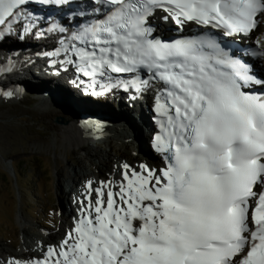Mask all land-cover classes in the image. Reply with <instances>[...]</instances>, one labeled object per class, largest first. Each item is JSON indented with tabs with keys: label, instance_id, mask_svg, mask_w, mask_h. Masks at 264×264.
I'll return each mask as SVG.
<instances>
[{
	"label": "snow or ice",
	"instance_id": "1",
	"mask_svg": "<svg viewBox=\"0 0 264 264\" xmlns=\"http://www.w3.org/2000/svg\"><path fill=\"white\" fill-rule=\"evenodd\" d=\"M31 2L0 0V39L36 35ZM158 10L199 32L156 37ZM76 15L74 29L50 26L62 37L53 55L88 78L93 95L155 91L154 148L165 165L124 163L119 179L88 180L60 244L4 264H264V94L250 91L264 79L218 38L264 27V0H88ZM256 44L253 56L264 57Z\"/></svg>",
	"mask_w": 264,
	"mask_h": 264
},
{
	"label": "bare ground",
	"instance_id": "2",
	"mask_svg": "<svg viewBox=\"0 0 264 264\" xmlns=\"http://www.w3.org/2000/svg\"><path fill=\"white\" fill-rule=\"evenodd\" d=\"M185 28V30H189L193 28V25H185ZM40 32H43L41 33L42 38L51 35L49 31L41 30ZM30 34L32 33L30 32ZM23 35L26 34L21 30V36ZM28 37L30 38V36ZM263 37L264 27L256 30L252 40L256 41ZM33 39L37 42V45H35L36 43L32 45L25 38L22 42L13 43V41H9L7 43L9 39H6L1 43L3 47L2 53H0V78H4L0 79V85H4V87H0V95L3 96V91H12L14 95L10 100L16 101L17 97L15 95L19 87L30 90L32 86L30 80L34 81V77L37 79L40 74L48 76L47 79L50 83L55 82L54 88L44 87L38 92L33 91L34 94L39 93L40 97H38L35 111L30 115L34 116L36 114L45 118H59L62 119L63 123L56 125L48 123L54 134V142L32 149V151L51 149L56 159L65 162L68 170L64 171V176L61 175V169L63 170V168L60 170L59 167L56 168L58 173L60 171V178L62 177V181H64V191L62 190L64 199L69 187L75 193L82 191L83 195L78 200L84 199L85 185L88 180L98 182L119 179L124 163L137 170H139L141 164H146L152 169L162 168L160 162H153L154 155L151 149L149 150L150 157L145 154V151L144 155L142 153L141 148L145 137H148V141L151 142L152 135L150 131L152 125L157 124V117L152 119L145 102L134 100V96L124 94V90H117L110 92L112 94L111 98L109 97L107 103L102 107L90 105L82 99L83 97H77L76 95V92L80 90L82 92L93 91L89 86L88 78L79 76L71 68L66 72L63 71L64 65L60 63V60L49 58L47 61L45 54L48 50V41L46 38L44 40L35 39L34 36ZM236 41L243 44L253 43L250 40ZM8 44L10 45L8 46ZM3 56L4 59L2 60ZM6 64L11 66L8 72L3 71V68L7 66ZM58 70L59 74H57ZM64 75L69 76L75 83L71 84ZM80 80H83L84 83H80ZM96 88L100 89L99 85ZM31 89L33 90L35 87L32 86ZM44 98L48 101L45 102ZM86 137H88L87 140L95 138L96 142L88 143L85 140ZM131 150L138 152L140 155L134 157V155L127 154L128 152L125 153L126 151L130 153ZM69 155L74 156L73 160L76 161V164L74 161L66 159ZM72 203L73 201L66 200L69 209H71ZM75 209L77 213L78 209ZM75 211L72 210L68 213L67 210H62L60 214L68 230L75 223ZM20 226L23 236L20 249L11 251L0 247V251L8 257L7 260L12 258L24 260L43 258L49 246L59 245L63 241H60L57 238L58 234L54 232L51 234L44 232L43 237H40V234L36 231L33 232V229L27 225L23 218L20 221ZM32 236V240H29V237ZM7 260H0V264H4Z\"/></svg>",
	"mask_w": 264,
	"mask_h": 264
},
{
	"label": "rangeland",
	"instance_id": "3",
	"mask_svg": "<svg viewBox=\"0 0 264 264\" xmlns=\"http://www.w3.org/2000/svg\"><path fill=\"white\" fill-rule=\"evenodd\" d=\"M22 37V39L20 37L11 41L13 43L22 42L25 38L32 45L35 43L37 45L33 36L29 38L23 35ZM10 38L15 37L11 35ZM1 45L0 53H2L3 47ZM47 77L40 74L37 79L34 77V81L30 80L31 85L35 87L34 92H38L44 87H55V82L50 83ZM27 78L26 80L29 79ZM66 78L71 84L75 83L69 76ZM20 82L22 84L21 80ZM0 87L3 88L4 85H0ZM33 91L20 92L16 101L0 95V247L11 251L19 250L21 247L23 236L20 221L22 218L33 229V232L36 231L40 234V237H43L44 232L49 234L54 232L61 240L65 235L66 225L60 214L62 210H67L68 213L76 210L74 207L71 209L66 207V201L62 196L64 181H62V177L60 178V171L59 173L56 171L58 167L59 170L63 168L61 175L64 176V171L68 170L65 162L56 159L51 149L32 151V149L54 142V134L48 123L56 125L57 120L59 123L62 121V119L54 117L45 118L36 114L30 115L35 111L38 97H40L39 93L34 94ZM99 92L98 90L97 93ZM76 95L83 97L82 99L90 105L102 107L112 94L93 95V91L82 92L80 90L76 92ZM43 100L48 101L45 98ZM147 142L148 137H145L141 148L143 155L144 151L147 154ZM125 153L134 155V157L140 155L132 150L130 153L129 151ZM73 158V155H69L66 159L74 161ZM74 163L76 164V161ZM32 238L33 236L29 237V240ZM2 259L7 260L8 257L0 251V260Z\"/></svg>",
	"mask_w": 264,
	"mask_h": 264
},
{
	"label": "water",
	"instance_id": "4",
	"mask_svg": "<svg viewBox=\"0 0 264 264\" xmlns=\"http://www.w3.org/2000/svg\"><path fill=\"white\" fill-rule=\"evenodd\" d=\"M56 123H57V124H61V123H63V122L61 121V123H59L58 120H57ZM87 138H88V137H86L85 140L88 141V143H90V142L92 143V141H93V142H96V139H95V138H92V140H87ZM9 169H10V168H9Z\"/></svg>",
	"mask_w": 264,
	"mask_h": 264
},
{
	"label": "trees",
	"instance_id": "5",
	"mask_svg": "<svg viewBox=\"0 0 264 264\" xmlns=\"http://www.w3.org/2000/svg\"><path fill=\"white\" fill-rule=\"evenodd\" d=\"M65 204H66V202H65Z\"/></svg>",
	"mask_w": 264,
	"mask_h": 264
}]
</instances>
